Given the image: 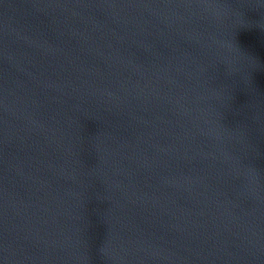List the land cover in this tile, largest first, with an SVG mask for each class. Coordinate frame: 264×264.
Wrapping results in <instances>:
<instances>
[{"label": "water", "instance_id": "water-1", "mask_svg": "<svg viewBox=\"0 0 264 264\" xmlns=\"http://www.w3.org/2000/svg\"><path fill=\"white\" fill-rule=\"evenodd\" d=\"M0 264H264V0H0Z\"/></svg>", "mask_w": 264, "mask_h": 264}]
</instances>
